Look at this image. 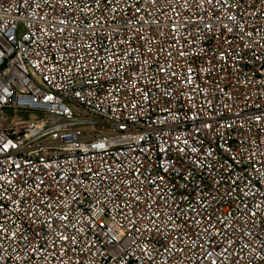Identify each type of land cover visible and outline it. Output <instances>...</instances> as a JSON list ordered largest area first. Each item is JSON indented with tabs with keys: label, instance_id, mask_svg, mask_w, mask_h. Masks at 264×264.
Returning a JSON list of instances; mask_svg holds the SVG:
<instances>
[{
	"label": "built area",
	"instance_id": "obj_1",
	"mask_svg": "<svg viewBox=\"0 0 264 264\" xmlns=\"http://www.w3.org/2000/svg\"><path fill=\"white\" fill-rule=\"evenodd\" d=\"M0 264H264V0H0Z\"/></svg>",
	"mask_w": 264,
	"mask_h": 264
}]
</instances>
